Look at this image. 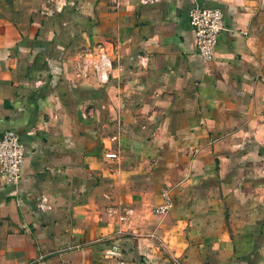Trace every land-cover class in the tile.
Here are the masks:
<instances>
[{
    "label": "crops",
    "instance_id": "crops-1",
    "mask_svg": "<svg viewBox=\"0 0 264 264\" xmlns=\"http://www.w3.org/2000/svg\"><path fill=\"white\" fill-rule=\"evenodd\" d=\"M192 2L222 11L207 61ZM98 46L105 82L75 72ZM5 128L0 264H264V0H0Z\"/></svg>",
    "mask_w": 264,
    "mask_h": 264
},
{
    "label": "built area",
    "instance_id": "built-area-1",
    "mask_svg": "<svg viewBox=\"0 0 264 264\" xmlns=\"http://www.w3.org/2000/svg\"><path fill=\"white\" fill-rule=\"evenodd\" d=\"M187 15L197 52L202 60H210L214 54L217 35L224 28L222 11L217 6L192 2L187 8ZM80 51L81 58L76 62L75 72L81 71L80 69L87 70L92 73L96 81L105 82L112 68L111 60L105 49L98 46L82 48ZM103 155L113 157L116 152L106 150ZM23 159V145L18 132L12 128L3 129L0 133V178L5 182L15 183ZM162 195L163 200L153 207L155 212L165 211L170 204L165 192H162ZM106 264H136V261L124 256L121 252L112 250ZM171 264H179V262L173 260Z\"/></svg>",
    "mask_w": 264,
    "mask_h": 264
},
{
    "label": "trees",
    "instance_id": "trees-1",
    "mask_svg": "<svg viewBox=\"0 0 264 264\" xmlns=\"http://www.w3.org/2000/svg\"><path fill=\"white\" fill-rule=\"evenodd\" d=\"M146 261L142 258L136 260V264H144Z\"/></svg>",
    "mask_w": 264,
    "mask_h": 264
}]
</instances>
